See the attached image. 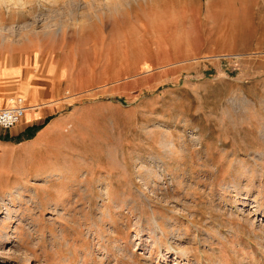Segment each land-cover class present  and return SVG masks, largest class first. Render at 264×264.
I'll return each instance as SVG.
<instances>
[{"label":"rangeland","instance_id":"374dc122","mask_svg":"<svg viewBox=\"0 0 264 264\" xmlns=\"http://www.w3.org/2000/svg\"><path fill=\"white\" fill-rule=\"evenodd\" d=\"M100 29L156 66L90 150L92 187L0 190V264H264V0H138L41 38Z\"/></svg>","mask_w":264,"mask_h":264},{"label":"crops","instance_id":"0c3cea01","mask_svg":"<svg viewBox=\"0 0 264 264\" xmlns=\"http://www.w3.org/2000/svg\"><path fill=\"white\" fill-rule=\"evenodd\" d=\"M79 33L74 41L40 38L2 50L0 107L13 94L26 108L16 124L0 128V190L35 180L40 188L92 187L86 182L103 164L90 150H107L109 133L118 132V99L141 90L144 64L148 72L156 66L154 54L134 48L123 32ZM51 176L57 184H47Z\"/></svg>","mask_w":264,"mask_h":264},{"label":"clouds","instance_id":"9594fccd","mask_svg":"<svg viewBox=\"0 0 264 264\" xmlns=\"http://www.w3.org/2000/svg\"><path fill=\"white\" fill-rule=\"evenodd\" d=\"M138 0H0V50L35 44L42 35L63 34L69 27L86 30L104 19L127 15ZM46 7V15L37 22L32 8ZM23 13L28 20L17 23ZM15 109L0 110V116L13 117Z\"/></svg>","mask_w":264,"mask_h":264},{"label":"built area","instance_id":"2783aa9c","mask_svg":"<svg viewBox=\"0 0 264 264\" xmlns=\"http://www.w3.org/2000/svg\"><path fill=\"white\" fill-rule=\"evenodd\" d=\"M9 105L0 108V110H8L9 108L15 109L18 113L17 116L13 117L14 122L10 121L7 116H0V128L8 129L16 124L22 117L23 112L26 108L23 104L21 96H14L9 100Z\"/></svg>","mask_w":264,"mask_h":264},{"label":"bare ground","instance_id":"6f19581e","mask_svg":"<svg viewBox=\"0 0 264 264\" xmlns=\"http://www.w3.org/2000/svg\"><path fill=\"white\" fill-rule=\"evenodd\" d=\"M10 99H11V97H10V98H9V97L7 98V101H6L5 106H8V105H9L8 103H9V100H10ZM5 106H4V107H5Z\"/></svg>","mask_w":264,"mask_h":264}]
</instances>
